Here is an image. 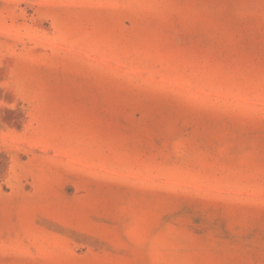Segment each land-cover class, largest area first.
I'll use <instances>...</instances> for the list:
<instances>
[{
	"label": "rangeland",
	"instance_id": "374dc122",
	"mask_svg": "<svg viewBox=\"0 0 264 264\" xmlns=\"http://www.w3.org/2000/svg\"><path fill=\"white\" fill-rule=\"evenodd\" d=\"M0 264H264V0H0Z\"/></svg>",
	"mask_w": 264,
	"mask_h": 264
}]
</instances>
